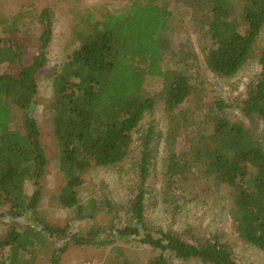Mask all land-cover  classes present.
Listing matches in <instances>:
<instances>
[{"label":"trees","instance_id":"16d2710c","mask_svg":"<svg viewBox=\"0 0 264 264\" xmlns=\"http://www.w3.org/2000/svg\"><path fill=\"white\" fill-rule=\"evenodd\" d=\"M194 1L195 18L202 19V31L212 43L205 58L208 69L217 77L234 78L252 59L264 32V0H239L238 5L236 0ZM237 8L247 25L244 33L231 19ZM23 18V13L12 19L0 15V69H5L0 74V204L8 207L12 220L31 215L39 227L15 225L3 235L0 250L10 249V253L0 264H36L52 237L100 247L113 246L118 239L138 240L158 253L148 264H239L232 246L218 236L199 237L185 231V239L170 231H154L149 225L147 153L140 167L141 185L129 207L130 222L112 227L109 238L102 237V228L70 235L69 225L39 219L48 162L35 117L36 99L38 76L47 66L53 41L54 14L45 9L38 17L41 50L34 56L31 42L20 35ZM171 18L165 0H131L121 10L86 15L75 29L79 47L50 74L51 129L59 150V170L68 180L58 200L63 207L75 209L80 220L95 218L98 201L80 198L83 177L94 169L121 170L135 132L145 116L162 104L171 122L167 175L184 181L196 172L203 179H213L217 187L227 185L228 214L235 233L264 253V50L259 57L261 73L236 103L249 125L233 124L232 107L224 100L211 104L196 121L198 111L183 106L198 94L192 77L178 65L197 56L190 47L182 59L173 52ZM149 77L164 82L153 95L146 91ZM14 124L20 128L14 129ZM179 139L184 140L182 149ZM150 142L145 143L146 151ZM28 185L34 187L31 196L25 189ZM114 258L112 264H129L126 256ZM51 264H59L56 254Z\"/></svg>","mask_w":264,"mask_h":264},{"label":"rangeland","instance_id":"374dc122","mask_svg":"<svg viewBox=\"0 0 264 264\" xmlns=\"http://www.w3.org/2000/svg\"><path fill=\"white\" fill-rule=\"evenodd\" d=\"M130 1L0 0V15L4 18L12 19L21 13L24 14L20 22V35L31 42L32 56L41 50L39 38L42 30L38 23L40 13L50 9L54 14L53 41L48 51L47 66L38 76L39 93L36 99L35 117L48 162L41 184L44 198L39 210V219L60 227L69 225L70 235H85L92 228H102V237L109 238L112 235V227L122 228L130 222L129 207L141 185L140 167L147 153L150 159L145 181V212L146 219L154 231H170L182 236L185 231H189L193 235L207 238L218 236L221 241L232 246L239 264H264V253L245 244L235 233L234 224L228 214L230 189L227 185L217 187L213 179H203L196 172L188 175L184 181L167 175L166 145L171 122L162 104L155 112L145 116L135 132L130 154L121 170L94 169L83 177L84 185L80 198L83 201H98L100 209L95 218L80 220L75 209L65 208L59 202L58 198L66 188L68 180L59 170V150L51 129V71L62 66L68 56L79 47V43L74 41V31L86 15L93 13L98 17L102 12L112 13L123 9ZM165 1L173 15L170 25L173 52L182 59L183 51L190 47L197 56V60L185 59V65H178L179 70L192 77L198 94L187 100L183 108H195L198 111L195 119L198 121L206 115L211 104L224 100L232 107L229 114L231 122L237 126L249 125L237 109L236 103L244 97L247 86L261 73L259 57L264 50V32L256 44L252 59L242 71L231 79L220 78L213 75L206 64V54L212 43L206 32L202 31V19L195 18L192 7L195 1ZM238 1L236 0V5ZM231 19L239 25L241 32L247 30L240 8L235 9ZM4 72L5 69L1 68L0 74ZM163 85V80L149 77L146 81V91L153 95L162 90ZM13 128L19 129L20 126L14 124ZM147 140L151 142L146 151L144 147ZM183 146L184 140L179 139L178 148L182 149ZM25 189L29 196L34 192L32 185ZM8 210L7 206L0 204V238L15 225L22 229L26 226L39 227L31 215L12 220L7 215ZM49 244L36 264H51L55 254L59 258V264H112L117 254L126 256L129 264H148L151 258L158 255L134 239H118L113 246L100 247L89 244L78 246L68 238L61 240L52 237ZM9 253L10 249L0 250V259L6 258ZM173 263L179 264L176 261ZM186 264L203 263L193 261Z\"/></svg>","mask_w":264,"mask_h":264}]
</instances>
